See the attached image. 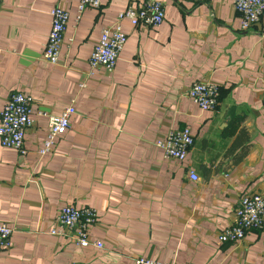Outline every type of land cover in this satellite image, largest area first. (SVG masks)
I'll return each mask as SVG.
<instances>
[{
	"label": "crops",
	"instance_id": "0c3cea01",
	"mask_svg": "<svg viewBox=\"0 0 264 264\" xmlns=\"http://www.w3.org/2000/svg\"><path fill=\"white\" fill-rule=\"evenodd\" d=\"M147 1L163 4V22L123 21L114 69L89 75L101 30ZM76 6L0 0V112L22 93L33 118L24 155L0 146V223L13 228L0 264H264V228L218 241L243 195L264 198V18L243 31L233 0H106L79 19ZM54 7L69 20L53 65L42 53ZM197 82L219 87L215 112L187 97ZM71 101L69 127L40 156L48 117ZM184 128L193 136L186 159H165L155 142ZM244 132L246 152L234 163L240 149L227 152ZM64 206L96 211L89 240L101 249L49 234Z\"/></svg>",
	"mask_w": 264,
	"mask_h": 264
},
{
	"label": "built area",
	"instance_id": "2783aa9c",
	"mask_svg": "<svg viewBox=\"0 0 264 264\" xmlns=\"http://www.w3.org/2000/svg\"><path fill=\"white\" fill-rule=\"evenodd\" d=\"M200 3L206 0H191ZM106 0H77V16L86 9H99ZM233 7L238 14L241 29L247 31L264 18V0H233ZM50 31L44 45L42 58L50 64L60 62L64 34L69 20V14L62 8L54 7L49 11ZM164 20V6L158 1H147L140 7H127L116 15L114 23L101 30L99 39L93 47L87 63L89 75L96 70L103 69L111 72L124 47L126 36L122 29V22L127 21L133 27L155 28ZM85 82L79 87L84 88ZM187 97L196 104L201 111L215 112L218 107L219 87L209 82H197L187 90ZM74 101L60 114L48 117L47 135L43 145L38 150L40 156L50 153L56 139L65 133L69 127L70 117L75 113ZM32 100L22 93H11L0 112V146L11 149L20 155L26 153L24 138L26 132L33 126ZM165 159L183 162L193 146V136L186 128L169 132L163 139L155 142ZM190 181L197 183L199 177L188 171ZM264 198L257 193L243 195L234 210L232 224L218 236L220 243L243 241L247 232L264 228ZM97 222L96 211L90 207L76 208L62 207L54 221V227L49 231L53 236H67L76 245L86 248L93 246L101 249L100 243H91L90 229ZM13 228L0 223V248L8 249L11 245L10 237ZM135 264H163L147 259H136Z\"/></svg>",
	"mask_w": 264,
	"mask_h": 264
},
{
	"label": "trees",
	"instance_id": "16d2710c",
	"mask_svg": "<svg viewBox=\"0 0 264 264\" xmlns=\"http://www.w3.org/2000/svg\"><path fill=\"white\" fill-rule=\"evenodd\" d=\"M240 135V134H239ZM246 133H242L240 136L236 138L232 146L228 150V155H231L232 153H235L236 150L240 149L239 155L234 157V163H237L246 152V146H243V142L247 139Z\"/></svg>",
	"mask_w": 264,
	"mask_h": 264
}]
</instances>
